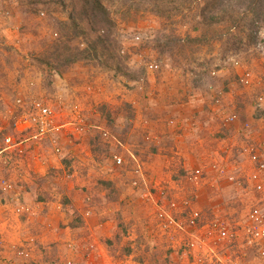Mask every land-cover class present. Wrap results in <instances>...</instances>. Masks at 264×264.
Returning a JSON list of instances; mask_svg holds the SVG:
<instances>
[{
    "label": "rangeland",
    "instance_id": "374dc122",
    "mask_svg": "<svg viewBox=\"0 0 264 264\" xmlns=\"http://www.w3.org/2000/svg\"><path fill=\"white\" fill-rule=\"evenodd\" d=\"M84 1L0 0L1 123L4 122L6 112L13 108L15 96L29 92L52 106L57 122H64L72 117L75 121H82L84 132L79 133L87 136L91 124L88 123L90 118L85 112H89V109L85 108V101L87 96L103 92L100 91L99 86L102 84L100 85L99 81H106L107 88L111 85L114 88L109 94L113 96L117 93L114 105H125L124 100L130 96L136 101L140 92L142 102L138 104L137 100L135 105L142 108L143 105L145 107L153 103L147 97L152 98L154 94L172 98L179 96L184 78H188L190 72L193 75L192 77L190 75L191 80L196 86L201 87L202 91L204 90L209 107L214 92L207 86L214 84L215 80L208 78L207 73L214 67L222 66L223 72L216 80V89L225 88L223 89L226 91L225 99L240 111V121L250 122L252 130L250 137L253 140H257V137L264 139V105L261 107L254 105L256 95L264 94V24L258 23L257 27H252V13H246L244 18L239 20L238 26L233 27L228 15L226 19L214 21L215 19L210 17L213 11H203V0H185L184 3L181 0H100L107 9V14L94 10L91 4ZM254 30L257 33L256 37L250 39L254 35ZM136 35L142 38L141 41L134 39ZM83 43L89 49L85 54L90 55L83 57L80 53L75 63H83L93 70V73H89L90 89L86 83L80 87L76 81L77 77L69 73L68 70L74 63L68 66L64 63L67 52L86 48ZM233 58L239 59L240 66L253 71L259 80L258 84L248 90L239 86L235 78L236 71L231 65ZM152 60L159 62V68L155 72L147 73L145 65ZM56 75H61L67 84V90L63 94L61 93L64 82H60ZM90 75L93 77L90 78ZM69 90L72 93H68ZM75 104L80 109L77 116H74L73 111ZM108 104L110 109L114 106L112 103ZM100 110H103L102 106ZM209 111L215 116L210 108ZM124 112L126 111L120 114L123 116ZM126 119L120 125L117 118V125L110 126L103 121V127L100 130L96 129L97 134L95 133L100 139L98 142L108 143L102 135L103 131H107L112 138L110 144L120 147L114 142L115 139L121 146L124 145L125 140L119 136L123 133L115 130L122 131L126 127H132L136 119L139 122L138 114L127 116ZM170 119L175 118L170 117L167 122ZM102 120L103 118H100V122ZM100 122L97 119V124ZM171 125H176V121L174 120V124ZM109 127H113V130ZM90 129L93 132L95 128ZM235 133L237 135V132ZM245 140L246 138L242 139L243 144ZM147 142H150V139ZM176 145L173 150L176 163L165 166L163 174L166 171L170 172V169L172 172L176 170L175 174L179 175L180 180L182 169L178 168H182L184 160L180 144ZM241 146L239 142H235L229 148L233 157L218 164L219 172L222 173L220 180L223 188L220 191L210 188L205 192L200 191L208 182L206 183L204 179L194 181L192 175H188L187 179H181L180 182L170 177V183L162 179L165 175L159 176L160 178L155 175L152 181V184H162L170 188L172 196L193 197L190 198L193 205L202 208L208 219L220 218L236 231L235 246L214 247L213 252L207 251L208 258H205L202 264H217L215 255L223 264H258L259 261L257 249L247 243L242 225L246 223L247 213L253 206L257 205L264 210V191L256 192L251 189V184L250 186L246 184L247 175L253 167L248 156L242 154ZM108 157L111 159V155ZM14 172L17 176L18 171ZM22 173L24 176L25 172ZM229 175H233L234 180H229ZM136 176L141 182L149 177L146 170H143V175ZM180 187L192 189L183 192ZM130 192L132 196L138 197L135 203L139 207L125 214L128 217L121 218V222L127 228L129 236L142 239L140 246L139 244L135 246L140 252L137 258H144L145 262L151 261L152 264H182L174 258L167 257L171 252L168 253L166 250L174 242L157 226L155 207H152L147 199L141 198L136 189L132 188ZM15 199L14 203L12 202L14 205L4 207L7 213L0 216L1 254L9 252L11 245L8 243L16 237L15 233L18 231L24 234L35 233L39 238L35 232L32 205L20 200L19 195ZM19 203L30 207L31 214L26 219L17 216L15 212ZM137 229L142 234H139ZM4 245H8V249L4 248Z\"/></svg>",
    "mask_w": 264,
    "mask_h": 264
},
{
    "label": "crops",
    "instance_id": "0c3cea01",
    "mask_svg": "<svg viewBox=\"0 0 264 264\" xmlns=\"http://www.w3.org/2000/svg\"><path fill=\"white\" fill-rule=\"evenodd\" d=\"M68 71L77 77L80 87L85 83L90 87L89 73L93 70L89 66L74 63ZM61 75L56 76L64 82ZM188 75L180 88L181 96L172 98L154 94L152 98L147 97L153 103L142 108L135 105L137 100L138 104L142 102L140 92L136 101L130 96L124 100L125 105L115 106L117 93L109 96L114 88L112 85L107 88L106 81H99L102 84L100 91L103 92L87 96L86 101L83 99L85 108L89 109L85 112L91 120L88 121L91 126L87 136L79 133L84 132L83 122L72 117L57 122L62 127L40 144L27 142L24 157L17 159L14 153L8 151L0 153V177L5 176L19 183L14 193L19 195L20 200L32 205L35 214V232L39 238L33 250V261L26 264H152L151 261L145 262L144 258H137L140 252L135 246H140L142 239L129 236L121 218L128 217L125 214L139 207L135 203L138 197L130 194L132 188L129 186L130 180L137 175L136 167L142 172L148 171V183L154 180L155 175H165L162 179L168 183L170 177L179 179L176 170L172 172L170 169L163 174L165 166L176 163L173 153L176 143L180 144L183 152V165L178 168L182 169L181 179H187L188 175H192L194 181L204 179L208 182L200 189L204 192L208 188L214 191L223 188L218 164L233 157L229 148L235 142L243 145L242 136L235 133L238 132V125L224 126L209 111L204 90L191 80V72ZM65 90L67 84L64 82L61 94ZM108 103L114 106L110 109ZM101 106L103 110H100ZM123 111L126 112L122 116L120 113ZM137 114L139 122L136 119L132 127L115 130L123 133L119 136L125 140L124 145L118 147L98 142L96 129L103 127V121L109 126L117 125L118 118L121 125L127 116ZM170 117L175 118L176 125L167 122ZM100 118H103L101 122ZM90 128L95 129L92 132ZM109 128L113 130V127ZM148 139L150 142H147ZM53 140L61 146L60 153L54 152ZM113 153L123 157V165L113 164L108 157ZM15 170L18 171L17 176ZM22 172H25L24 176ZM180 188L183 192L192 189ZM16 197L0 190V216L7 213L4 207L14 205ZM138 233L142 234L139 230ZM136 249L138 251L135 252Z\"/></svg>",
    "mask_w": 264,
    "mask_h": 264
},
{
    "label": "built area",
    "instance_id": "2783aa9c",
    "mask_svg": "<svg viewBox=\"0 0 264 264\" xmlns=\"http://www.w3.org/2000/svg\"><path fill=\"white\" fill-rule=\"evenodd\" d=\"M134 39L139 42L142 38L136 35ZM231 65L236 71V82L243 89L248 90L258 84L259 80L253 71L240 66L239 59L233 58ZM158 68L159 62L156 60L149 61L145 65L147 73L155 72ZM222 72V66L214 67L208 71V75L209 78L215 80ZM207 87L210 90L212 88L214 92L210 101L211 105H209L210 110L214 112L224 126L238 125L237 130L239 133L237 132V134H240L242 139L246 138L241 146V152L248 156L253 167L247 175L246 184L248 186L251 184V189L256 192L264 191V139L257 137V140H253L250 137L252 135L250 122L240 121V111L225 99L226 91H223L225 88L216 89L215 83L208 84ZM254 105L255 107L264 105L263 93L256 95ZM73 111L74 116L80 114L77 104L74 105ZM3 118L6 123H0V153L8 151L14 153L18 158L24 157L27 151V142L40 144L62 127L61 124L57 123L52 106L41 97L29 92L15 96L13 108L9 109ZM168 122L174 124L173 119ZM8 128L12 130L11 133L8 132ZM102 135L104 140L112 143V138L107 131H103ZM113 140L116 145L121 146L118 140ZM53 142L54 152L60 153L61 146L55 140ZM132 157L134 156L132 155ZM111 160L116 166L124 164L123 157L117 153L111 154ZM135 173L140 176L143 175L139 167H136ZM228 179L234 180V176L229 175ZM140 182L141 179L136 176L130 180V185L139 191L141 197L147 199L152 207H155L154 215L157 226L165 231L163 233L174 242L166 250L168 253L171 252L169 256L167 255L168 258H174L182 264H202L205 258H208L207 251L213 252L214 247L236 245V231L220 218L212 217L208 219L202 208L193 205L192 199H190L193 197L172 196L170 188H166L167 186L162 184L148 183L147 179ZM16 188L17 184L11 179L5 176L0 177V190L16 197L17 195L14 193ZM15 212L17 216H23L24 219L31 214L30 207L24 203H19L15 208ZM242 231L246 236L247 243L257 249L258 264H264V210L257 205L253 206L247 213L246 223L242 225ZM15 235L16 237L8 243V245H11L9 249L8 245H4V248L8 249L9 252L7 254L6 252L4 254L0 253V262H4L3 264L27 263L32 260V250L38 241L37 235L28 232L24 234L20 231L16 232ZM215 259L217 264H223L222 260L216 255Z\"/></svg>",
    "mask_w": 264,
    "mask_h": 264
},
{
    "label": "trees",
    "instance_id": "16d2710c",
    "mask_svg": "<svg viewBox=\"0 0 264 264\" xmlns=\"http://www.w3.org/2000/svg\"><path fill=\"white\" fill-rule=\"evenodd\" d=\"M181 1L184 3L185 0ZM84 2L86 4H91L94 7V10L102 11L107 14V9L101 4L100 0H85ZM203 3V11H213V14H211L210 17L214 18V21L226 19V16L228 15L233 24L232 26L236 27L239 24V20L243 19L246 13H252V27H257L258 23L264 24V0H203ZM253 34L254 35H252L250 39L256 37V30H254ZM83 44L85 45V43ZM85 47V50L81 48V50H79L78 48L75 52H67L64 56V63L66 66L75 63L79 58L80 53L83 54V57H88L90 54H85V52H89V49L87 45H85ZM207 77L209 78L208 73ZM218 78L219 77L215 79L217 80Z\"/></svg>",
    "mask_w": 264,
    "mask_h": 264
},
{
    "label": "clouds",
    "instance_id": "9594fccd",
    "mask_svg": "<svg viewBox=\"0 0 264 264\" xmlns=\"http://www.w3.org/2000/svg\"><path fill=\"white\" fill-rule=\"evenodd\" d=\"M8 130H9V128H8ZM31 262V261H30ZM28 263V262H27ZM24 264H26V263H24Z\"/></svg>",
    "mask_w": 264,
    "mask_h": 264
}]
</instances>
